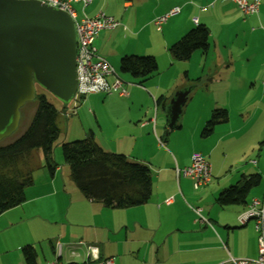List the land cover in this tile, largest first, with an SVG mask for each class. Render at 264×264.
<instances>
[{
  "label": "crops",
  "instance_id": "0c3cea01",
  "mask_svg": "<svg viewBox=\"0 0 264 264\" xmlns=\"http://www.w3.org/2000/svg\"><path fill=\"white\" fill-rule=\"evenodd\" d=\"M259 1V12L249 15L232 0H92L84 8L82 3L76 4L81 16L104 12L120 22L116 28L101 30L95 40L97 52L116 67L127 54L154 55L157 61L175 64L168 47L196 25H206L210 45L202 53L204 72L196 83L202 90L199 93L193 79L187 77L177 80L170 94L160 84L151 83L154 90L151 96L145 95L150 107L133 106L134 113L130 109L121 121L123 135L111 137L109 146L102 140L104 128L95 105L109 98L135 105L139 94H147L144 86L137 82L126 86L123 81L128 95L119 89L112 90L118 92L115 97H109L108 92L76 95L77 100L87 96L82 107L96 111L100 129L92 127L91 132L105 150L150 166L153 194L139 206L105 207L85 198L71 183V174L66 177L58 165L53 174L45 171L34 177L26 189L25 202L0 214V230L21 226L25 220L35 221L28 229L19 228V235L0 248V264H27L23 247L29 244L37 250L38 264H54L57 259L65 264H99L88 245L98 247L100 260L114 258L113 264H218L229 256L258 255L255 221L242 224L239 215L253 198L264 199V148H259L264 139V0ZM175 7H180V12L170 16L159 30L155 18ZM108 77L111 85L115 83L116 79ZM182 90H189L187 99L176 123L170 126L171 102ZM217 108L227 109L228 120L203 136V128ZM184 134L193 144L186 152L176 143ZM154 145L156 155L150 148ZM197 151L212 166L211 181L199 188L191 177L177 174V168L190 165ZM42 156L40 150L31 155L34 173L41 170ZM253 173L261 175V183L250 192L247 202L217 203L224 188L235 184L242 174ZM196 208L201 209V216ZM39 235L47 237L38 240L40 248L33 238Z\"/></svg>",
  "mask_w": 264,
  "mask_h": 264
},
{
  "label": "trees",
  "instance_id": "16d2710c",
  "mask_svg": "<svg viewBox=\"0 0 264 264\" xmlns=\"http://www.w3.org/2000/svg\"><path fill=\"white\" fill-rule=\"evenodd\" d=\"M209 36L207 26L198 24L171 44L168 50L176 60L187 61L196 50L208 51ZM120 70L133 77L147 79L159 71V64L154 55L127 54L120 59ZM35 101L37 109L27 129L11 143L0 144V214L25 202L26 189L34 182V169L30 164L34 150L43 152L44 166L51 174L58 167L54 147L61 137L59 109L40 87ZM228 117L227 109L214 110L202 135H210L215 126ZM62 145L72 181L85 198L109 208H130L150 200L153 176L148 164L132 161L123 153L105 150L92 132L85 143L62 142ZM259 148H264V139ZM260 183L259 173L242 174L235 184L219 193L216 201L223 206L245 203L250 192ZM23 254L27 264H38V253L33 245L24 246Z\"/></svg>",
  "mask_w": 264,
  "mask_h": 264
},
{
  "label": "water",
  "instance_id": "95a60500",
  "mask_svg": "<svg viewBox=\"0 0 264 264\" xmlns=\"http://www.w3.org/2000/svg\"><path fill=\"white\" fill-rule=\"evenodd\" d=\"M77 44L67 12L38 0H0V142L18 129L21 109L38 87L65 103L76 97ZM188 92L172 100L170 126Z\"/></svg>",
  "mask_w": 264,
  "mask_h": 264
},
{
  "label": "rangeland",
  "instance_id": "374dc122",
  "mask_svg": "<svg viewBox=\"0 0 264 264\" xmlns=\"http://www.w3.org/2000/svg\"><path fill=\"white\" fill-rule=\"evenodd\" d=\"M202 53L203 52L201 50H196L194 51V53L192 54L189 60L187 61L175 60L174 62L175 64L171 62H166L165 59H164V62L162 60L158 61L159 71L147 79L133 77L132 75L128 73L121 72L120 61L117 67L116 65L111 63V65L115 68L116 73H118L121 79L125 81L124 84L126 86L136 84L134 82H137L138 84L144 86L145 92L147 94H139V99L136 101L135 105L131 103L132 101L122 102L121 100L116 99V98H109V101L104 102L102 104L98 103L97 105H95V109L100 112V120L104 128V132L102 133L104 137H102V140L104 141L106 146H109L111 137L117 136V135H121V136L123 135L124 125L122 122L124 121L122 120L126 119L125 116L128 114V111L133 108V106L136 109H141V108L148 109V107H150L151 102L146 100L147 98L145 97V95H149L150 93L153 92L154 87L151 86L152 85L151 83L160 84V86H162V89H164V92L166 91V94H170L172 88H174L175 86L176 81L177 80H178L177 82L184 81L187 77L189 79H193L194 85L196 86L195 88L200 90L199 93H201L202 85H197L196 83H200L199 81L200 79H202V75L204 72L203 63H202ZM108 79L110 81H112L113 79H117V75L113 74L109 76ZM41 88L42 87H40V89ZM44 93L47 95L49 101L53 103L59 109L58 122L61 128V137L57 141L54 147V158L56 162L58 163V165L63 167L62 171H64V175L67 177L70 173V167L65 162V159H64L62 142L71 143V144L85 143V141L87 140V137L91 133L92 127L94 128L96 127L97 130L100 129L99 124L97 123L96 117L94 115V112L96 111H94V109L91 107L90 109L89 107H87L86 110L85 108L82 107L85 100L87 99V96L82 98L81 100H77L76 98H74L68 103H65L61 101L60 99H58L56 96H54L49 91H46L45 89H44ZM117 94H118L117 91L111 92L109 93V97L111 95H114L115 97ZM36 104L37 102L34 100L24 105V107L21 109L22 115H21V120H20L18 129L12 135L4 138L0 142V144L11 143L27 129V127L30 125L32 121ZM134 111H135L134 109L131 110V112L133 113ZM66 112L69 113L68 117H66L65 115ZM185 117H186V114H185ZM176 143L178 147L184 150L185 152L190 150L193 146L192 142L187 138V134L182 135L179 138V140L176 141ZM155 147H156L155 145L150 147L152 150V154L154 155L158 154V150H156ZM119 148L122 149L123 147H119ZM170 148L174 150V147L170 146ZM40 152L42 151L40 150ZM42 157L41 158H42L43 164H42V167L40 168L41 170L39 169L40 171H37V170L35 171L34 173L35 178L38 175L42 174L43 172L48 171L47 168L44 166V162H45L44 156ZM161 157H162V154H159L158 158H161ZM166 159L167 158H165V160ZM71 183H74V182L72 181ZM259 186L255 187L254 189H258ZM75 187L77 186L75 185ZM186 201L190 205H196V203L192 199H189V200L186 199ZM34 223L35 221H33L32 219H29V220H25L22 224H20L21 226L14 225L12 226V228H9V229H4V230L1 229L0 230V248L7 247L12 242V239L19 235L20 233L19 228H24L25 226V228L28 229V225L32 227V224ZM33 238L36 241H38L41 238L42 239L45 238L47 240L46 236L41 237V235L34 236ZM45 239H44L45 241L44 243H47ZM37 244H38L37 245L38 248H40L41 246H40L39 241Z\"/></svg>",
  "mask_w": 264,
  "mask_h": 264
},
{
  "label": "built area",
  "instance_id": "2783aa9c",
  "mask_svg": "<svg viewBox=\"0 0 264 264\" xmlns=\"http://www.w3.org/2000/svg\"><path fill=\"white\" fill-rule=\"evenodd\" d=\"M50 1V6H60L61 8L70 9L71 18L74 20L77 33V90L76 95H87L91 93L112 92L119 89L121 94L128 95L127 90L123 87V80L115 72L111 64L97 52L95 40L103 29H113L119 25V21L110 15L100 12L94 17L87 14L80 15L76 8L77 3H82L83 8L88 6L92 0H38ZM235 1L241 11L246 14L258 13L260 1L232 0ZM180 12V7L171 9L168 13L155 18L156 27L161 30L167 19ZM198 22V19H194ZM116 74L117 79L112 85L108 82L107 77ZM257 160H254L256 163ZM178 175L189 176L193 179L195 188L208 184L212 179V166L208 159L201 152H194L190 165L179 169ZM198 214L201 209L196 208ZM201 216V214H200ZM255 221L256 230L259 233L258 255L253 258H241L229 256V258L218 264H264V199L253 198L248 207L240 213L239 220L242 224L250 220ZM203 221H207L202 216ZM83 243V242H82ZM90 254L95 257L99 264H113L114 258L99 259L98 247L88 245ZM62 246L59 245V255ZM54 264H65L61 259H57Z\"/></svg>",
  "mask_w": 264,
  "mask_h": 264
},
{
  "label": "bare ground",
  "instance_id": "6f19581e",
  "mask_svg": "<svg viewBox=\"0 0 264 264\" xmlns=\"http://www.w3.org/2000/svg\"><path fill=\"white\" fill-rule=\"evenodd\" d=\"M41 2L50 5V1H41ZM53 7L57 8V9H61V10L65 11V12H67L71 16L70 9L61 8L60 6H53Z\"/></svg>",
  "mask_w": 264,
  "mask_h": 264
}]
</instances>
